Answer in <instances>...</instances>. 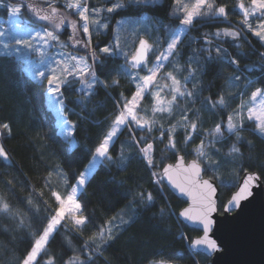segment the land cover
Wrapping results in <instances>:
<instances>
[{"label": "snow or ice", "instance_id": "1", "mask_svg": "<svg viewBox=\"0 0 264 264\" xmlns=\"http://www.w3.org/2000/svg\"><path fill=\"white\" fill-rule=\"evenodd\" d=\"M46 8L38 9L32 4L26 3L25 0H0V11L4 12L8 19L0 20V60L7 59L10 63L17 66V71L22 75L24 80L37 81L41 85L46 81V97L49 111L56 113V128L59 130L57 135L62 138L63 146H66V154L73 153L79 148V142L75 138L76 125L68 121L64 112L76 114L74 109H69L65 102V91H73L78 99L72 101L73 104L81 108L82 111L87 109L91 103V97L95 94L97 86L105 91L112 86L118 85V79H109V75L104 74L102 69L105 62L109 59L122 60L117 67L111 71L117 75L123 73L129 76L135 84V91L130 100L124 99L123 105L115 115V118L109 125V130L102 136L99 143L92 149H85L88 154L87 164L78 176H74L75 186L71 192L62 198L57 192L53 191L51 195L55 198L57 208L54 213H49L43 218L46 224L42 229H37L38 238L31 244L30 249L19 264H40L42 253H46V245L50 239L54 238V233L63 227V221L71 220L77 231L81 230L86 223L90 221L89 217L82 215L83 205L79 202L77 192L95 178V175L101 170H107L108 166L118 167L123 170L126 167L123 153L113 156L111 145L118 133L128 129L132 134V141L138 148L141 160L146 162V166L153 177V183L157 186L159 195L163 197L164 187L178 198L182 195L192 196V189L196 190L197 195L193 196L195 208L189 207L180 212L177 219L181 223L185 221L197 225L193 230H202L203 236L195 239L188 246L193 251L202 249L203 254L207 252H218L220 247L215 239L210 238L209 233L214 223V213L217 212L216 194L217 187L211 180L202 179V173L212 172L215 174L222 167V163H236L238 167L245 171V178L239 186V190L231 197L225 211L234 210L241 201L248 199L253 195L252 189L260 186V176L258 173L247 172L245 168V158L241 152L240 145L249 143L241 135L245 130L250 131L254 136L264 139V64L245 66L240 68V60L237 57L246 58L247 54L237 51L235 56L231 55L226 48L221 47L215 41L221 38H230L233 46L240 48L237 42L240 39L247 38L240 30L220 31L203 33L200 37L189 41L197 43L198 47L185 54L181 51L182 38L186 37L188 32L196 28L199 24L211 21H226L229 10L226 6L216 4V0H195L194 3H183L182 0H173L174 7L169 12V17L179 23L165 24L160 18L149 16L142 10L145 8H155L160 4V0H103L102 4L89 7L88 0H74L59 7L70 9L71 15L77 16L78 20H69L67 16L59 11L58 0H44ZM134 9L139 15H129L123 19L117 20L116 24L123 30L127 26L129 33L133 35L137 43H133L134 51L131 53L125 49L128 47L127 41L121 43L119 34L113 38L112 42L105 44L103 47L98 46V51L91 49L90 54L86 57L77 56L72 53L57 51V47L73 48L77 45L84 48H91L93 31H107L110 27V21L114 18L112 14H118L120 11ZM239 12L243 14L242 26L259 41L264 42V0H250V4L245 6L243 2L237 5ZM30 13L32 20L35 22L34 27H25L19 22V17L23 12ZM235 11V9L233 10ZM250 18L259 21L255 26L250 22ZM5 25H10L9 28ZM71 28V35L68 41L61 42L60 36L63 32ZM150 29L156 33L163 32V36L152 39ZM79 33L83 40L79 37ZM148 36V39L142 38ZM189 44L183 45L187 48ZM159 54H156V53ZM155 55V62L149 66V54ZM37 59L33 60L32 57ZM101 56L104 59H101ZM261 60H264V53L260 54ZM171 58L184 60L183 71L187 75L183 81L177 79L176 75L168 72L163 77L170 80V84L160 86L157 82V75L167 65H172ZM201 60L204 64L201 65ZM178 63V60H177ZM226 64L234 69V75L229 77L230 86L236 91L230 96H225L221 92L216 94V98L205 97L201 100V95L205 91L203 85V76L208 72L210 66H219ZM133 69L138 70L133 73ZM144 71L147 74L140 76L139 72ZM252 72L258 73L254 78L250 75ZM199 73L200 79H197ZM219 74V73H218ZM79 85V88L76 85ZM192 88L189 89L188 85ZM261 85L255 87V85ZM199 85V87H197ZM252 107H247L243 102V97L247 95L250 88ZM152 89H155L153 92ZM165 96H170L166 99ZM151 96L154 101L152 109L153 114L167 113L173 114L174 109H180L182 123L172 125L164 129L162 125H157L155 119L148 120L138 114L139 102ZM240 98L241 103L237 105L232 114H228L225 120L216 123L215 126L207 131L201 132L199 113L206 110L213 115H224V111L229 107L230 101ZM188 101L194 104L201 101V109L195 110L192 114L196 120L189 119L186 109H181V103ZM258 101V103H257ZM247 108V116H245ZM83 117H81L82 119ZM199 121V123L197 122ZM251 125H254L252 127ZM183 130V146L178 147L179 141L175 138L177 128ZM147 131V136H141L138 139L135 136L137 131ZM11 126L8 122L0 123V136L5 133L11 135ZM153 131L160 132L159 136H152ZM167 137L168 143L164 145L161 151L159 162L154 159V142L164 143ZM234 138V139H233ZM152 140L153 143L148 142ZM199 140V144L192 149L190 146ZM222 147L228 146V156L232 160H215L213 156L220 155V149L216 144ZM143 144L144 147H140ZM183 151V155L179 153ZM165 152H171V157L163 155ZM195 155L190 163H186V157ZM169 158H175V164H165L164 161ZM238 158V159H237ZM131 159V155L128 157ZM250 159V158H249ZM0 161L7 166H11L8 153L0 145ZM107 162V164L105 163ZM162 165V170L152 171ZM57 175H63L61 169L54 170ZM52 173H49L51 176ZM47 187L51 188L48 181H45ZM220 187H235L232 181L219 180ZM135 199L126 206L132 208L133 204H143L144 209L151 207L155 202L152 193L140 191L136 194ZM32 201L28 200V211L32 212L33 217L39 219L37 213L40 209L31 207ZM138 211V210H137ZM163 214V209H161ZM0 215H8L10 218L19 222L23 227L24 219L21 215L12 211L9 203L0 198ZM135 221V215L129 221L123 222L131 224ZM115 225L109 222L107 227L100 229L98 236L90 238L91 243L86 242L82 251L85 257L81 260L74 257L66 264H94V258L99 256L117 236L113 235ZM123 230V229H120ZM181 234V239H184ZM96 239L101 241L100 245H95ZM44 264H55V258L50 257Z\"/></svg>", "mask_w": 264, "mask_h": 264}, {"label": "trees", "instance_id": "2", "mask_svg": "<svg viewBox=\"0 0 264 264\" xmlns=\"http://www.w3.org/2000/svg\"><path fill=\"white\" fill-rule=\"evenodd\" d=\"M239 0H216L218 6L223 5L229 10L226 21H211L203 23V26L197 25L196 28L188 32L186 37L182 38L181 51L185 54L198 47L197 43L189 44V41L198 38L203 33L214 32L221 29L240 30L247 38L237 41L241 47L233 46L230 38H221L215 41L221 47L226 48L228 52L235 56L236 52L247 54L246 58L237 57L240 60V68L246 65L253 66L264 64L260 54L264 53V42L259 41L242 26L243 19L231 15V12L237 10ZM26 3L32 4L38 9L46 8L44 0H25ZM103 0H88L89 7L102 4ZM65 3L58 2V7ZM174 7L173 0H160V4L155 8H145L142 11L155 18H160L165 24H178L169 17V12ZM235 9V11H233ZM59 11L68 16V19L78 20L77 16L71 15V11L64 7H59ZM29 17L30 25L35 26L30 13L23 12ZM113 19L110 21V27L107 33L94 34L91 40V48L87 49L77 45L75 49L69 47L71 53L80 56H88L91 49L98 51V46L103 47L105 44L112 42L113 38L119 34L124 41L130 38L127 26L121 32L117 30L116 21L129 15H139L134 9L120 11L118 14H112ZM0 16L7 18V15L0 11ZM153 40L163 36V32L156 33L150 29ZM71 35L70 26L61 36L67 38ZM83 40L82 33L78 34ZM142 38L148 39V36ZM66 40V39H65ZM67 41V40H66ZM135 38L132 41L137 43ZM189 44L187 48L183 45ZM126 51L127 48L125 49ZM103 60L104 57L101 56ZM172 65H167L161 70L160 78L166 83L170 80L163 79L168 72H172L177 79L183 81L187 72L183 71L184 60L171 58ZM155 60V55L149 54V63ZM178 60V63H177ZM122 60L109 59L105 62L102 69L104 74L109 75V79H118V85L109 87L106 91L97 86V94L91 97V103L87 109L82 111L80 107L73 104L72 101L78 99L73 91H65L64 97L67 107L74 109L76 114L68 111L64 112L65 117L72 124L76 125L75 138L79 142V148L73 153L66 154V146L57 135L59 131L56 128V114L49 111L46 97V81L41 85L39 80H24L22 75L17 71V66L10 63L7 59L0 60V123L8 122L11 126V135L5 133L0 136V145L8 153L11 166H7L0 161V198L9 203L14 213L21 215L24 219L23 227L15 219L8 215H0V264H19L24 258L31 244L38 238L37 229H42L46 221L45 215L54 213L57 208L55 198L51 195L53 191L63 196L70 193L71 188L76 184L73 179L78 176L87 164L88 154L85 149L94 148L109 130L111 121L120 111L124 99L130 100L135 86L129 76L123 73L117 75L111 70L117 67ZM204 62L201 60V65ZM133 73L137 72L132 70ZM144 72V71H140ZM219 73V74H218ZM234 75V69L226 64L219 66H210L208 72L203 76V85L205 91L201 95V100L205 97L216 98V94L223 90L222 94L227 96V84L229 77ZM253 78L258 75L256 72L250 74ZM197 79H200L197 73ZM257 84L255 87H260ZM79 88V85H76ZM189 89L192 85H188ZM199 87V85L197 86ZM253 88L248 89L247 94L251 93ZM234 91L236 89L234 88ZM165 94V93H164ZM169 98V96H166ZM241 99L229 102V107L225 109L224 115H213L206 110L199 113L201 132L212 129L216 123L221 120L226 121L228 114H231L240 103ZM154 102L151 96H145L139 105L138 113L148 120L155 119L157 125H162L164 129L170 128L181 122L180 109H174L173 114L167 113L153 114L152 109ZM181 109L187 110L189 119L196 120L192 114L195 110L201 109V101L190 104L188 101L181 103ZM81 117H83L81 119ZM199 123V121H197ZM254 127V125H251ZM148 132L137 131L135 136L138 139L141 136H147ZM152 136H159L160 132L153 131ZM183 130L177 128L175 138L179 141L178 147L183 146ZM244 140L249 142L241 144V152L245 158V168L247 171L257 172L264 183V139L254 136L250 131L245 130L241 133ZM234 139V138H233ZM148 142L153 143L150 139ZM168 143L167 137L164 143L154 142V159L159 162L161 151L164 145ZM199 144L196 140L190 147L194 149ZM140 147H144L143 144ZM220 149V155L213 156L212 159L223 161L232 160L228 156V146L222 147L216 144ZM113 156L123 153L125 164L123 170L118 167L108 166L107 170L101 169L95 178L77 194L79 202L83 205L82 215L89 217L90 221L86 223L81 230L77 231L70 221H63V227L54 233V238L50 239L46 245V253H42L40 264H44L50 257L55 258V264H66L67 261L74 257L84 259L85 253L82 251L86 242L91 243L90 238L98 236L101 228L107 227L112 222L113 235L117 236L102 253L94 258V264H150L156 261L174 262L177 264H211V260L203 254H195L188 246L192 239L200 235V232L187 227L177 219L179 211L186 203L174 196L165 186L163 197L159 195L157 186L153 183V177L146 166V162L141 160L139 150L132 141V134L128 129L119 133L111 145ZM183 155V151L179 154ZM131 155V159L128 157ZM166 157H171V152L163 153ZM250 158V159H249ZM186 159H195V155L186 157ZM238 159V158H237ZM175 161V158H169L164 161L165 164ZM107 164V162H105ZM55 169H61L63 175H57ZM162 165L152 171H160ZM52 173L49 176V173ZM244 173L236 163H222V167L215 174L207 172L206 176L216 180L232 181L235 187H220L219 209L221 210L225 202L237 187L240 176ZM51 185L47 187L45 181ZM220 186V184H219ZM140 191L152 193L155 202L151 207L144 209L143 204H133L132 208L126 206L131 200L137 198L136 194ZM31 199V207L40 209L37 213L39 219L33 217L32 212L28 211V200ZM163 209V214H161ZM138 210V211H137ZM135 215V221L131 224L122 223L129 221ZM123 229V230H120ZM181 234L184 239H181ZM95 245H101V241L96 239Z\"/></svg>", "mask_w": 264, "mask_h": 264}, {"label": "water", "instance_id": "3", "mask_svg": "<svg viewBox=\"0 0 264 264\" xmlns=\"http://www.w3.org/2000/svg\"><path fill=\"white\" fill-rule=\"evenodd\" d=\"M179 155H182V153ZM191 160L186 159V163H190ZM175 163L176 160L168 164ZM247 172L251 173L252 171ZM245 174L244 171L237 182L235 191L220 210L218 205L220 186L216 180L214 181V179L207 177L206 173H202V179L211 180L217 187L216 202L218 208L217 212L214 213V223L209 236L217 241L220 251L203 253L211 260V264H264V183L261 176L259 175L260 186L252 189L253 195L251 197L241 201L240 205L234 210L225 211L231 197L239 190ZM195 195H197L196 190L192 189V196L182 195L179 197L186 203L179 213L189 207H196L193 200ZM183 224L192 229L198 227L187 221ZM197 231L200 232V235L192 239V241L203 236L202 230ZM202 251V249H197L193 252L197 254Z\"/></svg>", "mask_w": 264, "mask_h": 264}, {"label": "rangeland", "instance_id": "4", "mask_svg": "<svg viewBox=\"0 0 264 264\" xmlns=\"http://www.w3.org/2000/svg\"><path fill=\"white\" fill-rule=\"evenodd\" d=\"M58 2H62V3H68V2H74V0H58ZM182 2L183 3H187V4H191V3H194L195 2V0H182ZM239 3H241V2H243L244 4H245V6H248L249 4H250V0H239L238 1ZM238 3V4H239ZM237 8V7H236ZM68 10H70V9H68ZM70 11H72V10H70ZM63 13V12H62ZM65 14V13H64ZM238 14L240 15L239 16V19H243V14H242V12H239V10L237 9L235 12H231V15H235V16H238ZM68 17V16H67ZM6 19H8V17L7 18H3V17H1L0 16V20H6ZM69 20H72V18H70ZM28 21H30V19H29V17L28 16H26L25 14H21V16L19 17V22L22 24V25H24L25 27H29V28H31V27H34L33 25H30L29 23H27ZM250 22L251 23H253V26H255L257 23H259V21H255V20H252L251 18H250ZM70 26V25H69ZM5 27H7V28H9V30H10V25H5ZM127 29V28H126ZM117 30H119L120 31V26L118 25L117 26ZM225 30H228V31H233V30H230V29H221L220 31H225ZM70 31H71V28H70ZM123 30H121V32H122ZM98 33H102V34H105V33H107V31H104V30H101V32H96V31H93V35L94 34H98ZM130 34V38L129 39H127L126 41H127V43H128V47H127V50L131 53L132 51H134V48H132V41H133V39H134V37H133V35L131 34V33H129ZM87 38V37H86ZM121 38V37H120ZM68 41V39H69V37H67V38H64L63 36H60V41L61 42H64V41H66V40ZM121 42H122V39H121ZM125 42V41H124ZM137 44H138V42H137ZM57 51H61V52H67V53H71V51H69L68 50V48H63V47H57ZM72 54H74V53H72ZM151 54V53H150ZM156 54H159L158 52L156 53ZM75 55H77V56H80V55H78V54H75ZM32 59L33 60H36L37 59V57L36 56H33L32 57ZM155 62V60L152 62V63H149V66H151L153 63ZM145 74H147L146 72H139V75L140 76H143V75H145ZM131 80V82H133L132 81V79H130ZM157 82H158V84L160 85V86H163V85H165V84H168V83H166V81H163L161 78H160V73H158V75H157ZM134 84V83H133ZM170 84V83H169ZM134 86H135V84H134ZM227 95L229 94H231V93H234L235 91H234V88H232L231 86H230V81H228V84H227ZM152 91L154 92L155 91V89H152ZM161 95L162 96H165V94L164 93H161ZM165 98L166 99H170L171 97L169 96V98H167L166 96H165ZM243 102L247 105V107H252L253 105H252V103H250V100H251V93H249V94H247V95H245L243 98ZM143 100V99H142ZM142 100L139 102V105H140V103L142 102ZM154 102V101H153ZM240 103H241V101H240ZM239 103V104H240ZM257 103H258V101H257ZM139 108V107H138ZM137 111H138V109H137ZM139 112V111H138ZM55 113V112H54ZM56 114V113H55ZM140 116H141V114L140 113H138ZM156 114H161V113H156ZM232 114V113H231ZM245 116H247V108H245ZM182 122V121H181ZM119 134V133H118ZM115 139V138H114ZM75 186V185H74ZM83 190V189H82ZM70 192H71V190H70ZM80 191H78L77 192V194L79 193ZM58 193V192H57ZM59 195H61V197L62 198H65L67 195H65V196H63L62 194H60V193H58ZM67 221H70V223H72L71 222V220H67ZM73 225V224H72ZM150 264H177V263H174V262H166V260L165 261H156V262H152V263H150Z\"/></svg>", "mask_w": 264, "mask_h": 264}]
</instances>
